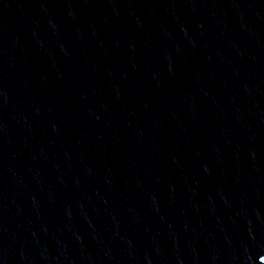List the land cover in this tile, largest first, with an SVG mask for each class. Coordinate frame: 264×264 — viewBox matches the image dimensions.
<instances>
[{
  "label": "water",
  "instance_id": "obj_1",
  "mask_svg": "<svg viewBox=\"0 0 264 264\" xmlns=\"http://www.w3.org/2000/svg\"><path fill=\"white\" fill-rule=\"evenodd\" d=\"M0 264H264V0H0Z\"/></svg>",
  "mask_w": 264,
  "mask_h": 264
}]
</instances>
